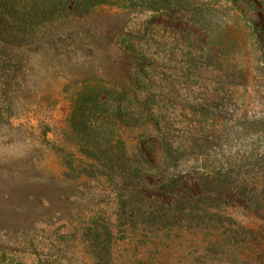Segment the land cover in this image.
Here are the masks:
<instances>
[{"label":"trees","instance_id":"1","mask_svg":"<svg viewBox=\"0 0 264 264\" xmlns=\"http://www.w3.org/2000/svg\"><path fill=\"white\" fill-rule=\"evenodd\" d=\"M186 1L0 0V71L11 75L34 59L50 69H76L80 77L86 72L101 76L83 80L70 94L57 144L58 172L36 180L22 171L0 172V237H29L38 229V215L59 216L72 225L71 234L77 233L95 264H135L116 258L119 237L128 238L127 246L138 245L140 264H224L230 247L261 241L263 218L255 214L264 205L252 211L253 221H240L234 205L240 181L228 189L224 181L230 168L185 166L188 156L176 147L168 117L159 110L162 97L149 93L140 31L129 27L127 17L146 10L172 16ZM256 1L228 0L238 27L251 28L247 7ZM69 27L74 28L67 32ZM86 47L94 51L99 70L83 67V55H72ZM106 70L107 79L102 77ZM216 115L224 116L222 111ZM0 122L17 132L33 128L14 126L5 111ZM149 143L155 145L152 151ZM89 180L112 186L118 200L115 225L90 205ZM258 186L245 184L251 193Z\"/></svg>","mask_w":264,"mask_h":264},{"label":"rangeland","instance_id":"2","mask_svg":"<svg viewBox=\"0 0 264 264\" xmlns=\"http://www.w3.org/2000/svg\"><path fill=\"white\" fill-rule=\"evenodd\" d=\"M227 2L187 0L175 15L135 11L127 21L140 31L149 93L162 97L159 110L168 117L166 127L176 147L188 156L183 164L230 168L225 185L229 189L240 181L241 194L237 204L235 199L229 201L237 208L238 219L247 223L254 219L252 211L264 205V0L247 7L250 29L237 26L239 20L226 8ZM93 53L86 47L72 55H83V67L99 70ZM41 66L32 59L11 75L0 71V112L5 111V118L16 127H33L17 132L0 122V172L22 171L30 180L46 179L61 169L57 144L70 112V94L83 80L101 77ZM103 75L107 79L109 71ZM218 111L223 118L216 115ZM147 146L150 151L155 148L152 143ZM245 184H257L259 189L251 193ZM87 186L93 197L90 205L115 225L118 200L112 186L106 180H89ZM255 215L263 218L261 241L247 248V242L230 247L224 264H264V209ZM38 217V229L31 236L0 237V264H95L66 220ZM119 238L116 258L140 264L138 245L127 246L128 238Z\"/></svg>","mask_w":264,"mask_h":264}]
</instances>
